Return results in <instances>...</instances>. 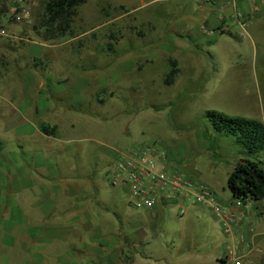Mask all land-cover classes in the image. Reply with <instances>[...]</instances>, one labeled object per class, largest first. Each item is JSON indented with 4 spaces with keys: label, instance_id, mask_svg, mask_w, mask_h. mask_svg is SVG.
I'll use <instances>...</instances> for the list:
<instances>
[{
    "label": "rangeland",
    "instance_id": "rangeland-1",
    "mask_svg": "<svg viewBox=\"0 0 264 264\" xmlns=\"http://www.w3.org/2000/svg\"><path fill=\"white\" fill-rule=\"evenodd\" d=\"M35 1L31 16L17 21L4 15L0 0V28L7 33L0 35V151L8 155L17 150L18 133L37 119L57 123L62 138L79 140L73 149L81 146L85 153L102 145L122 151L150 144L161 145L169 154L175 144L180 149L177 158L167 156L169 169L207 184L220 201H232L227 177L247 153L233 136L213 131L206 111L264 123V23L255 22L246 35L236 20L230 24L235 17L231 14L225 18L231 19L228 31L212 37L198 30L211 5L207 0H86L77 7L70 35L43 40L35 27L45 0ZM170 60L180 71L173 84L165 85ZM82 74L81 111L62 110L55 116L34 112L41 83L50 92L51 83L57 82L55 88L70 96ZM69 99L66 102L73 104ZM150 106L166 117L165 132L164 121L159 122L162 134L141 120L154 114ZM191 136L198 139L192 150L185 145ZM255 157L264 161V151L249 158ZM111 163L108 180L99 179V192H92L84 180V218L89 215L92 227L81 232V243L74 238L53 240L52 249L39 259L31 248L23 250L22 242L11 248L5 239L0 264H223L220 258L230 241L210 207L190 206L182 216L175 204L132 208L127 188L111 184L114 160ZM78 166L84 173L95 168L87 154ZM62 204L71 206L73 201ZM257 210L264 213V199L246 203L245 222L264 232V215L252 216ZM108 234L117 237L116 244ZM93 237L97 242L107 239L95 246L114 254V260L82 253ZM70 244L79 249L77 259L66 256Z\"/></svg>",
    "mask_w": 264,
    "mask_h": 264
},
{
    "label": "crops",
    "instance_id": "crops-1",
    "mask_svg": "<svg viewBox=\"0 0 264 264\" xmlns=\"http://www.w3.org/2000/svg\"><path fill=\"white\" fill-rule=\"evenodd\" d=\"M207 1L211 5L208 6L207 13L198 25V30L206 36L211 34L212 37H215L227 32L226 26L231 19L228 22L226 20L231 17L229 16L231 14L234 16L241 14L240 21L245 22L246 25L242 26L238 23L237 26L246 35H249L252 24L258 23V21L264 23V0ZM226 16L227 19H225ZM235 20L234 17V21H231L230 24H234L237 21ZM207 42H212V40H207ZM24 82L26 81L24 80ZM79 82L81 85L78 84ZM56 83L54 81L51 83L50 92L44 90V83L39 86L38 94L35 95L37 102L34 104L36 114L39 115V113L44 112L55 116L57 112L62 110H79L77 107H82L84 104L81 98L84 89L83 74L82 77L76 78L70 96L61 89L60 91L56 89ZM63 87L62 83L61 88ZM68 97L72 99L73 104L66 102L65 99ZM58 100H65V102L58 103ZM149 109L154 114H149L141 120L145 123L146 128H151L157 134H162L159 132V122L164 121V125L161 122V129L165 132L166 117L159 114V110L155 106H150ZM41 126H45L48 133L42 132ZM24 130L22 133H18L17 150L8 155L0 151V244H4L5 239H7V243L13 248L17 241L22 242L20 246L23 250L31 248L32 253L36 255L35 258H39L38 256L44 258L42 254L44 251L52 249L53 240L60 239L62 241L74 238V241L79 239V243H81L83 240L81 232L91 229L92 223L89 221V215L84 218L87 207L81 198L84 193V180L87 178V181L90 182L92 192L93 189L94 192H99V179L105 177L108 180V168L111 167V162L115 159L118 151L102 144H100L101 147L86 153L81 146L73 149V144H78L79 140L62 138L58 124L55 122L50 124L37 119L29 129ZM170 139L172 141L179 140L175 137ZM184 140L186 141V139ZM197 140L196 137L191 136L185 145L189 146L191 150L195 149ZM91 143L95 142L92 141ZM169 147H174L175 150L173 151L171 148L170 151L168 148L169 154L167 155L173 160L177 158L180 147L175 146V144ZM84 154H87L92 165H95V168H92L88 173L80 172V166H78V162L83 160ZM262 165H264V161H262ZM67 199L73 201L71 206L62 204V201ZM255 203L259 204L260 201ZM162 206L167 207L166 205ZM237 210L244 214L242 224L235 228L238 235L234 237L225 236L232 243L237 239V236L244 235V249L247 258L254 264H264V244H262L264 232L257 229L254 230V233H249L246 227L253 224L251 221L248 222V225L245 222L246 217H248L246 206L237 208ZM66 215H68L67 221L59 220ZM236 215L238 218L239 215ZM263 215L261 210L252 214L253 217L259 218H263ZM86 217H88L87 220ZM96 228L99 229V227ZM106 238L111 241L114 240V244L117 243V237L115 238L111 234H108ZM106 240L97 242L93 237L92 242H89L90 244L83 246L82 253H96V255L104 256L108 260L111 256L114 260V254L109 255L95 246V244L104 245ZM74 244H70L65 253L68 258L77 259L75 253L79 249ZM0 250L4 251V249ZM227 260L228 258L224 254L220 258V263L225 264Z\"/></svg>",
    "mask_w": 264,
    "mask_h": 264
},
{
    "label": "built area",
    "instance_id": "built-area-1",
    "mask_svg": "<svg viewBox=\"0 0 264 264\" xmlns=\"http://www.w3.org/2000/svg\"><path fill=\"white\" fill-rule=\"evenodd\" d=\"M4 4V15L17 21L31 16V7L35 0H1ZM241 14H236L237 22H241ZM0 28V35H6ZM167 152L161 146L146 144L126 148L118 151L111 170L110 181L114 185H123L127 188L129 205L132 208L153 209L161 205H178V215L182 216L190 206H208L212 209L215 218L220 222L221 230L227 237H234L236 227L242 224L244 214L237 208L244 207L240 200L232 199L222 202L213 190L205 183L186 176L184 173L169 169ZM239 217L237 218V215ZM249 233H254L251 225L246 227ZM244 235L237 236L234 242L226 246L225 257L234 261V264H254L244 249ZM246 259V260H245ZM263 264V263H257Z\"/></svg>",
    "mask_w": 264,
    "mask_h": 264
},
{
    "label": "trees",
    "instance_id": "trees-1",
    "mask_svg": "<svg viewBox=\"0 0 264 264\" xmlns=\"http://www.w3.org/2000/svg\"><path fill=\"white\" fill-rule=\"evenodd\" d=\"M85 2L86 0H45L35 27L40 31L42 39L56 40L70 35L77 17V7ZM3 8L0 9V14ZM169 65L165 85L173 84L180 71L175 60H170ZM206 117L213 131L233 136L247 153V158L241 159L227 177L226 186L232 199L240 200L243 204L263 200L264 167L257 157L255 160L249 157L264 151V123L257 119L229 117L214 110L206 111ZM41 130L48 133L45 126H41Z\"/></svg>",
    "mask_w": 264,
    "mask_h": 264
}]
</instances>
